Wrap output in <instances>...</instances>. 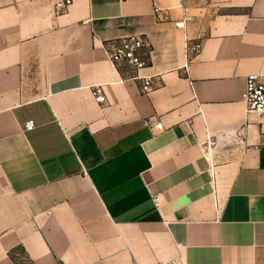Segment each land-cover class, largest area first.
Returning <instances> with one entry per match:
<instances>
[{
	"label": "crops",
	"instance_id": "0c3cea01",
	"mask_svg": "<svg viewBox=\"0 0 264 264\" xmlns=\"http://www.w3.org/2000/svg\"><path fill=\"white\" fill-rule=\"evenodd\" d=\"M54 2L0 0V264H264V0Z\"/></svg>",
	"mask_w": 264,
	"mask_h": 264
},
{
	"label": "built area",
	"instance_id": "2783aa9c",
	"mask_svg": "<svg viewBox=\"0 0 264 264\" xmlns=\"http://www.w3.org/2000/svg\"><path fill=\"white\" fill-rule=\"evenodd\" d=\"M73 4V0H55L53 11L56 16L63 15ZM153 11L158 21L166 20L161 17L163 11L158 0H153ZM149 41L142 36H132L121 38L111 42L107 46V58L114 68H126L133 76L131 80L142 82L141 92L148 95L156 88L155 79L158 76L142 75V72L148 67L146 58V50H149ZM201 52V44L190 46L186 44L187 59L196 57ZM91 94L99 103L104 102V91L102 86H94L91 88ZM242 102L245 106L247 114L264 115V73H256L248 76L245 84V89L242 94ZM35 128L34 122L30 121L26 124L25 129L31 131ZM162 264H185L181 261L163 262Z\"/></svg>",
	"mask_w": 264,
	"mask_h": 264
},
{
	"label": "trees",
	"instance_id": "16d2710c",
	"mask_svg": "<svg viewBox=\"0 0 264 264\" xmlns=\"http://www.w3.org/2000/svg\"><path fill=\"white\" fill-rule=\"evenodd\" d=\"M126 69V68H125ZM127 70V69H126ZM13 257V256H12ZM13 259H14V257H13Z\"/></svg>",
	"mask_w": 264,
	"mask_h": 264
}]
</instances>
